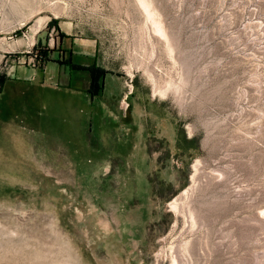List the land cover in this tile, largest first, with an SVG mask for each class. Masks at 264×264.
<instances>
[{
  "label": "rangeland",
  "instance_id": "1",
  "mask_svg": "<svg viewBox=\"0 0 264 264\" xmlns=\"http://www.w3.org/2000/svg\"><path fill=\"white\" fill-rule=\"evenodd\" d=\"M2 73L0 264H264V0H0Z\"/></svg>",
  "mask_w": 264,
  "mask_h": 264
},
{
  "label": "trees",
  "instance_id": "2",
  "mask_svg": "<svg viewBox=\"0 0 264 264\" xmlns=\"http://www.w3.org/2000/svg\"><path fill=\"white\" fill-rule=\"evenodd\" d=\"M41 57L43 58V60H46V59L51 60V58L47 57V54L45 53V51L41 53ZM57 61L60 62L61 64H64V63L68 64L73 70H83L89 73L90 80H89L87 91L91 97H95L96 95H99L100 92L103 90V87H104L103 86L104 85L103 76L107 72L105 69L94 67L93 65L74 63L72 62V55L70 56V59H65L63 62H61L59 59ZM10 79H11V76L6 73L0 74V89Z\"/></svg>",
  "mask_w": 264,
  "mask_h": 264
},
{
  "label": "crops",
  "instance_id": "3",
  "mask_svg": "<svg viewBox=\"0 0 264 264\" xmlns=\"http://www.w3.org/2000/svg\"><path fill=\"white\" fill-rule=\"evenodd\" d=\"M13 78H15V77H13ZM12 78V76H11V79L10 80H8L5 84H4V86L0 89V92H2L3 90H5V86L13 79Z\"/></svg>",
  "mask_w": 264,
  "mask_h": 264
}]
</instances>
